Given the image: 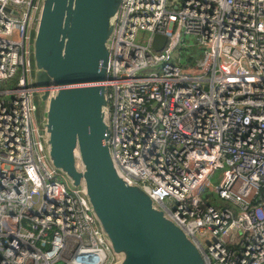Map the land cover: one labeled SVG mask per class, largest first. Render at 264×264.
I'll list each match as a JSON object with an SVG mask.
<instances>
[{
    "label": "built area",
    "instance_id": "2783aa9c",
    "mask_svg": "<svg viewBox=\"0 0 264 264\" xmlns=\"http://www.w3.org/2000/svg\"><path fill=\"white\" fill-rule=\"evenodd\" d=\"M36 8L0 0V82L19 70L0 90V264H112L83 192L44 158L26 83ZM183 36L201 50L191 67ZM106 71L114 170L182 225L207 264H264V0H123Z\"/></svg>",
    "mask_w": 264,
    "mask_h": 264
},
{
    "label": "water",
    "instance_id": "95a60500",
    "mask_svg": "<svg viewBox=\"0 0 264 264\" xmlns=\"http://www.w3.org/2000/svg\"><path fill=\"white\" fill-rule=\"evenodd\" d=\"M123 0H37L31 64L46 163L79 188L112 264H207L185 229L110 160L105 80ZM164 36L155 34L159 50Z\"/></svg>",
    "mask_w": 264,
    "mask_h": 264
},
{
    "label": "rangeland",
    "instance_id": "374dc122",
    "mask_svg": "<svg viewBox=\"0 0 264 264\" xmlns=\"http://www.w3.org/2000/svg\"><path fill=\"white\" fill-rule=\"evenodd\" d=\"M148 33L146 31H138L137 33V37H136V41L139 43H144L146 41V37H147ZM32 36H33V27L30 28L29 30V38L27 40V42L25 43L28 53H29V60H30V73L28 76H26V83L27 85H30L32 83V78H33V70H32V64H31V41H32ZM192 39L188 36H183V38L181 39V42H183L185 45H189L191 43ZM18 71L17 70L14 75L6 81H1L0 82V90H4V89H12L13 87H15L16 85V78L18 76ZM0 97H3L2 95H0ZM5 98H7V96H4ZM11 96L9 95L8 98H10ZM32 102L35 104V106H37L36 110H35V118H36V122L38 125L39 130L41 131L42 129L40 128V112L38 109V102H37V96L35 94H32ZM42 132V131H41ZM218 169L214 170V172H212V174L209 176V179L211 181H216L217 178V174H218ZM56 178L58 179H62V177L60 175H55ZM34 206H36V204L39 201V197L38 196H34Z\"/></svg>",
    "mask_w": 264,
    "mask_h": 264
},
{
    "label": "trees",
    "instance_id": "16d2710c",
    "mask_svg": "<svg viewBox=\"0 0 264 264\" xmlns=\"http://www.w3.org/2000/svg\"><path fill=\"white\" fill-rule=\"evenodd\" d=\"M178 53L182 58V67H191L201 58V50L195 45L193 40L189 45L183 44V46L178 47Z\"/></svg>",
    "mask_w": 264,
    "mask_h": 264
},
{
    "label": "flooded vegetation",
    "instance_id": "af4514ba",
    "mask_svg": "<svg viewBox=\"0 0 264 264\" xmlns=\"http://www.w3.org/2000/svg\"><path fill=\"white\" fill-rule=\"evenodd\" d=\"M36 108H37V106H36Z\"/></svg>",
    "mask_w": 264,
    "mask_h": 264
}]
</instances>
